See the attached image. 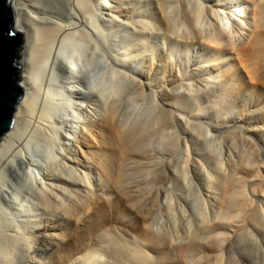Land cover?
Wrapping results in <instances>:
<instances>
[{
    "label": "bare ground",
    "instance_id": "obj_1",
    "mask_svg": "<svg viewBox=\"0 0 264 264\" xmlns=\"http://www.w3.org/2000/svg\"><path fill=\"white\" fill-rule=\"evenodd\" d=\"M132 1L11 0L13 28L26 36L18 52L21 74L17 85L23 94L15 105L12 127L0 137V264H102L95 237L85 246L75 244L68 252L61 250L70 239L68 227L82 221L86 209L79 203L89 201L93 192L97 196L103 184L120 181L117 161L125 148L144 146L141 143L157 130L173 126L172 119L183 124L193 136L189 138L196 137L188 161L189 177L196 188L184 182L183 165H171L170 161L164 165L171 173L163 179L171 194L166 199H174L176 204L174 213H169L176 217L177 225L188 227L185 231L194 222L204 247L215 242L221 246L213 260L205 253L189 259L188 264H256V259L264 264V161L256 165L257 173L250 171L255 164L250 152L240 146V138L233 142L226 131H221L235 122L229 120L226 126L205 122L206 133L199 138L187 124L198 123L195 117L204 113L203 107L193 115L184 113L191 105L184 97L199 99L204 86L222 81L225 76L210 69L222 64L223 58L229 60L228 56L165 82L163 77L172 72L170 60L165 64L163 59L152 60L156 80L147 68L149 50L158 34L182 44H206L213 55L233 53L240 58L253 50L254 56L264 41V0H204L212 5L208 8L200 3L195 9L185 6L179 22L172 25L166 13L171 0H155L163 19V32L157 34L145 14L132 13ZM152 11L155 17L157 12ZM207 22L214 24L209 27ZM126 28L133 32L131 37H127ZM238 38L244 39L242 45ZM200 71L205 74L194 78ZM104 75L109 84L99 88ZM123 88L127 91L118 98ZM111 96L114 98L108 99ZM216 103L213 99L208 106L213 108ZM154 104L157 110L150 109ZM212 131L222 135V154L209 146L206 137ZM93 142L98 143L97 150H91ZM110 143L119 146L111 157L104 151ZM38 158L44 160L41 166ZM39 166L40 177H32ZM259 172L263 186L254 182ZM187 184L197 192V202L202 200L203 212L188 206L191 190ZM66 202L73 207H67ZM169 203L166 206L173 204ZM176 229L171 230L173 237L163 233V238L177 241ZM190 247L180 250V259L188 260ZM111 251L115 256L112 254L110 264H118L119 259L123 262L128 256L117 246ZM130 255L136 257L134 264H155L142 248Z\"/></svg>",
    "mask_w": 264,
    "mask_h": 264
},
{
    "label": "rangeland",
    "instance_id": "obj_2",
    "mask_svg": "<svg viewBox=\"0 0 264 264\" xmlns=\"http://www.w3.org/2000/svg\"><path fill=\"white\" fill-rule=\"evenodd\" d=\"M155 3V0H133L130 8H134V10L131 9L132 13L135 12L137 16L145 14L144 18L146 22L149 21L153 23L154 31L157 34V31L163 32V29L160 28V22L163 23V19L161 20V16L158 15ZM200 3L206 4L208 8L212 5L210 2L208 3L204 0H171L170 4L166 5V13L168 14L170 24L172 25L179 22L180 16L182 15L181 12H183L185 6L195 9ZM152 9L157 12L155 13V17ZM150 11L151 15L148 14ZM261 14L263 15V22L264 4L261 7ZM150 17L154 18L151 19ZM212 24H214V22H207V26L209 27L212 26ZM183 28L184 26L182 29ZM128 30L129 29L126 28L125 33H127V37H131L133 32L131 30L128 32ZM130 31L132 33H130ZM24 35L26 36L25 33ZM24 35L23 38L25 39ZM156 37L158 38L154 39L155 43L151 46L150 50L148 49L151 55L147 57V68L150 69L149 73L151 72V78L155 80V75L151 70L155 62H152V60L158 62V60L160 61L163 59L164 64L166 63V59L171 61L169 64L172 67V72H168L163 77V82H165L166 78L171 79L178 75L179 77L180 75L186 76L191 71L197 72L198 70L195 69L200 68V66L208 61L217 58L222 59L221 57L228 56L229 60H224L223 58L222 61L224 62L222 64L215 65L211 67L213 69H210L212 73L221 77L223 75L225 76L220 83H215L210 87L204 86L199 95V99L193 96L183 98V100L187 99V101L191 103L190 106L188 105L185 108V115L186 113L195 114L199 107H203L204 109V113L200 116L201 118L195 117L199 124L194 121L193 123L187 124V128L191 133H198L200 138L204 137L206 133V131H204L206 127L205 122L210 121L211 123L221 124L222 126H226L229 120L235 122V125L232 127H224L221 131H226L233 142L235 139L237 140L240 138V146L250 152L251 160L255 164V168H251L250 171L257 173L259 169H257L256 165H261L264 161V41L262 42V48L255 53L254 56L252 54L253 50H250L251 53H247L245 57L235 58L233 53L225 54L219 52L218 55H213V52L206 44H182L177 41H168L163 39L162 37L164 36L161 34L156 35ZM238 41H240V45H242L241 42L244 41V39L238 38ZM24 42L23 40V44L19 49L20 52L23 49ZM20 58L21 56H18L17 53V65L19 64ZM242 65L245 66V70L250 72L249 75L243 70ZM144 70H146V67ZM201 71H203V69H201ZM201 71L197 73L194 78H198L205 74ZM19 73L21 74V67ZM179 77H177L178 83L180 82ZM102 78L101 83L104 82L102 83L104 85L101 83L98 84L99 88H104L109 84L106 75H104V77L102 76ZM171 82L172 81H169L168 83L170 84ZM122 90L118 98H123L127 88L126 90L124 88ZM112 98L114 97L111 96L108 99L112 100ZM202 98L205 99L201 100ZM213 99H215L217 103L213 108H210L208 104H210ZM139 102H137V104L141 103ZM141 104H145V101ZM156 106L157 105L154 104L150 109ZM99 109L100 108H97L96 111L94 109V112H97ZM94 117H96V114H94ZM199 121H202V123ZM171 123L173 126L168 125L165 130H157L145 142L141 143L144 144V146H136L135 149H131L130 147L125 148L122 157L120 156L121 160L117 161L121 171L119 173L121 175V180L111 184H103L101 189L97 191V196H95L93 192L89 196V201L84 200L79 203V207H84L86 210H84V213L81 215L82 221L79 222V224L71 223V226L68 227L70 239L68 243L62 247L61 250H63V253L74 248L75 244H83V246H85L88 241L94 237L96 240L95 248L97 249V255L103 258L102 264H110L112 254L115 256V253L111 251L112 246H115V248L116 246L117 248L119 247L125 255H128L123 259V262L119 259L118 264H134L136 257L131 256L130 253L132 250H137L139 248L144 249L155 264H188L191 262L189 259H197L203 254L205 255V253L210 254L209 258L213 260L216 253L220 252L221 246L219 247L217 242H215V245L212 243V246L210 244L208 248L204 247L205 245L201 243L200 239L202 235H200L199 230H197L198 227L195 226L194 222L191 223L188 229L189 231L192 230L190 232H193V234L190 235L189 231H185L188 227H184L181 224L177 225V221L175 220L176 217L172 215L176 204L174 199L173 201H170V199L167 201L166 199L168 196L170 197L171 194L163 179L171 173L170 170H166L168 168H165L164 165H167L169 161L171 165L177 164L181 166V168L183 165L187 176L184 182H190V184H192V189L194 187L196 188L195 184L193 185V179L189 177L190 172L188 171V161H190L189 159L191 156L190 146L192 145L191 142L196 137L189 138L193 136L183 127L180 121L172 119ZM253 128H256V130L252 131ZM217 135H219V133L212 131L210 132V137L207 136L206 139L209 141V146L213 151L222 154L224 151L222 135H219L220 137ZM107 141L110 142V140ZM165 142L168 143L166 146ZM96 144L98 143L93 142L92 146H95H93L91 150L98 149L96 148ZM161 144L163 145L162 147H160ZM185 144L188 146V151ZM118 147L110 143L104 151L111 157L113 153L118 150ZM41 160L43 159L38 158L40 166L43 164L42 162H44V160ZM40 166L39 172L36 170L35 174L33 173L34 175H31L32 177H40V171H42ZM261 170L262 168H260V171ZM262 178L263 176L260 174L254 182L258 184L260 182V186H263L261 184ZM190 184H187L188 189L190 188L188 186ZM16 189L19 190L20 187H16L15 190ZM191 191L188 193L189 198L187 199V204L190 200L189 204L191 205L188 204V206H195L194 208L196 209L199 207V210H197L200 212L201 204L199 203L203 204V202L199 200L198 203V198L196 197L197 192ZM190 193L195 194H193V196ZM205 198L207 197L205 196ZM167 202L168 204H170L169 202L173 203L170 205L173 208L166 206L168 205L166 204ZM66 203L69 204L67 207H70V209L73 207L69 202ZM194 208L190 209L194 211ZM204 209L205 208L202 207L201 212H203ZM169 210L172 212L169 213ZM76 212L78 213L77 210ZM207 216L209 217V214ZM18 218L20 219V217ZM174 228H177L175 230L178 234L176 238L177 241H171L170 239L166 241V238H163L162 234H167L168 238L171 236L173 237V231L171 232V230ZM161 229L165 230V232H162ZM96 234H98V238ZM186 247H190L189 253L187 252L188 260L180 259V253L183 252L182 248ZM180 250L182 252H180ZM256 261V264L263 263V261L259 259H256ZM208 264H211V262L209 261Z\"/></svg>",
    "mask_w": 264,
    "mask_h": 264
},
{
    "label": "water",
    "instance_id": "obj_3",
    "mask_svg": "<svg viewBox=\"0 0 264 264\" xmlns=\"http://www.w3.org/2000/svg\"><path fill=\"white\" fill-rule=\"evenodd\" d=\"M13 22L11 0H0V137L12 127L15 105L23 94L17 85L21 66L16 59L24 38L13 28Z\"/></svg>",
    "mask_w": 264,
    "mask_h": 264
}]
</instances>
